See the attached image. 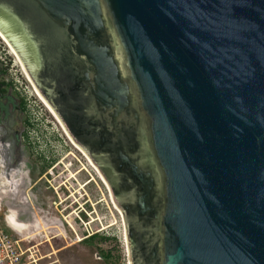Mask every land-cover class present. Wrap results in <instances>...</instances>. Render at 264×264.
Returning a JSON list of instances; mask_svg holds the SVG:
<instances>
[{"label":"water","instance_id":"water-1","mask_svg":"<svg viewBox=\"0 0 264 264\" xmlns=\"http://www.w3.org/2000/svg\"><path fill=\"white\" fill-rule=\"evenodd\" d=\"M0 35L91 160L156 158L159 233L136 257L127 231L129 264H264V0H0Z\"/></svg>","mask_w":264,"mask_h":264},{"label":"flooded vegetation","instance_id":"flooded-vegetation-1","mask_svg":"<svg viewBox=\"0 0 264 264\" xmlns=\"http://www.w3.org/2000/svg\"><path fill=\"white\" fill-rule=\"evenodd\" d=\"M82 120L88 122L90 118L83 117ZM28 123L24 100L20 97L8 74L7 65L5 66L0 61V178H3V181L0 180V201L7 204L0 206V220L4 222L8 218V223L12 226V232H9L14 235H27L24 238L28 239V244L34 247H37L34 241L40 236L42 241L38 245L46 248H52L50 240L55 243L65 242L69 239L68 230L73 232L77 243L89 244L97 237L105 235L102 234L105 228L101 226L92 231L89 227L91 232L86 230L87 236L80 238L69 221V214H74L72 219L74 224L82 225L90 220L91 223L97 220L100 225L99 218H93L90 214L97 216L94 208L97 206L98 210L103 208L105 212L112 215L111 198L113 197L112 190H114L115 198H118L117 201L123 210L122 212L119 209L121 219L117 214L120 221L122 220L121 225L123 224L122 237L124 238L125 232L127 235V231H130L135 240L133 255L136 257L143 255L139 253L143 241L147 242L159 233V224H154L155 215L158 214L157 209L152 211L155 208L153 200L156 199L159 203V198L154 197V187L160 181L154 155L134 145L112 152L109 144L103 147L96 146L82 137L80 140L83 144L88 143V149L94 162L76 146L96 168L103 183L78 150L75 151L85 160L88 168L75 154L70 156L74 163L72 160H69L68 165L64 163L68 154L71 153L69 152L64 159L53 166L52 169L57 168L52 172V169L50 171L48 169V166L53 163L52 160L46 158V161L42 162L40 156L33 154L30 143L25 138ZM85 124V122L77 123L78 127L74 126L76 128L73 131L74 134L82 133L80 130L85 127ZM94 134L98 139L99 135ZM83 166L85 170L78 172ZM54 173L55 178H53ZM69 174H73L74 178L70 179ZM73 186H77V189ZM127 188L130 190L128 191ZM99 195L102 199L96 201V196ZM141 198L144 199L147 211L143 215H140ZM137 220L145 225L151 222L156 228L153 233L149 229L141 233L139 227L133 226V222ZM65 249L66 247H62L56 253ZM53 254L49 253L45 257L50 258ZM124 257L128 264L129 256L126 246ZM106 258L107 256L101 254L97 260L104 261Z\"/></svg>","mask_w":264,"mask_h":264},{"label":"rangeland","instance_id":"rangeland-1","mask_svg":"<svg viewBox=\"0 0 264 264\" xmlns=\"http://www.w3.org/2000/svg\"><path fill=\"white\" fill-rule=\"evenodd\" d=\"M0 58L6 60L8 74L10 78H12L17 92L20 94V97L22 98V100H24L25 116L29 120L25 138L30 143L29 145L32 149L33 154L40 156L42 162H45L46 158L52 160L53 163L48 166L49 171L59 161L64 159L69 152H71L73 155L75 154L86 168H88L89 166L91 167L89 163V166L87 165L85 160L80 155L78 156V153L75 151L77 149L72 144H70L69 140H67V137L61 131L58 122L35 96L30 82L27 80L20 66L16 63V59L14 58V56H12V54H10L9 49L1 39ZM70 158V156H67L64 160V163L68 165L69 160H72V163H74L73 159ZM54 169H52V172H54ZM61 169H63L62 166ZM55 175L56 174L54 173L53 178L56 177ZM73 187L77 189V186ZM99 199H102L101 195L96 196L95 200L98 201ZM112 202L113 199L111 200L112 215H109L107 212H105L103 208L98 210L99 208L97 206H94L97 212V216L94 214L90 215L93 218H99L101 222L100 225L97 220H94V222L92 223L90 220L88 223L82 225L74 224L72 221V219L74 218V214H69V221L73 225L74 230L80 238H82L83 236H87L88 232H91L89 230V227L92 228V231L100 228L101 226L105 228V231H103L102 233L105 235L97 237L89 244L77 243L74 239L75 235L73 234V232H69V230V239H66L65 242L57 241L55 243L50 240L52 243V248H46L42 245H38L42 241V237H38L37 240L34 241V243L37 245V247L35 248V250H38L37 256L42 257L47 256L49 253H54L50 258L45 257L44 259H42L40 261V264H126L127 259L124 257L125 240L123 242L124 238L122 237L123 224L121 225V217L114 207L115 203ZM117 214L119 215L120 219ZM103 216L106 217L104 218ZM0 226L6 229L5 224L2 220H0ZM6 230L9 232L8 229ZM86 230L89 231L86 232ZM11 234L14 235L13 233ZM48 238H50V235H48ZM104 238H106L105 241L102 240ZM64 246L66 247L65 250L56 253L60 248ZM101 254L107 256L104 261L97 260L99 255Z\"/></svg>","mask_w":264,"mask_h":264},{"label":"built area","instance_id":"built-area-1","mask_svg":"<svg viewBox=\"0 0 264 264\" xmlns=\"http://www.w3.org/2000/svg\"><path fill=\"white\" fill-rule=\"evenodd\" d=\"M0 61L6 66V60ZM29 240L19 238L0 226V264H40L45 256H37L36 247Z\"/></svg>","mask_w":264,"mask_h":264},{"label":"bare ground","instance_id":"bare-ground-1","mask_svg":"<svg viewBox=\"0 0 264 264\" xmlns=\"http://www.w3.org/2000/svg\"><path fill=\"white\" fill-rule=\"evenodd\" d=\"M0 39L1 40H3V42L6 44V46H7V48L9 49V52H10V54H12V56H14V58L16 59V63L20 66V68H21V70H22V72H23V74L25 75V77L27 78V80L30 82V80L28 79V77H27V75H26V73H25V70H24V68H23V66H22V64L20 63V61H19V59H18V57H17V55L15 54V52L13 51V49L10 47V45L6 42V40L0 35ZM31 83V82H30ZM32 85V84H31ZM33 87V86H32ZM33 91H34V94H35V96L38 98V100L45 106V108L48 110V112L53 116V118L58 122V124H59V126H60V128H61V131L64 133V135L67 137V140H69V142H70V144H72L82 155H83V157L84 158H86V160L88 161V163L91 165V163H90V161H89V159L82 153V151L73 143V141L70 139V137L68 136V134L65 132V130L63 129V127H62V125L60 124V122L58 121V119L56 118V116L54 115V113L52 112V110L48 107V105L44 102V100L40 97V95L37 93V91L33 88ZM68 156H73V154L72 153H69L68 154ZM91 167L95 170V172H96V174L99 176V174H98V172H97V170H96V168L95 167H93L92 165H91ZM66 169V168H65ZM83 170H85V167L83 166V167H81V169L78 171V172H80V171H83ZM88 175H90V174H88ZM69 177H70V179H73L74 178V176H73V174H69ZM91 177V176H90ZM99 178H100V176H99ZM101 179V178H100ZM87 181V180H86ZM101 181H102V179H101ZM76 184H77V182H75ZM96 183V182H95ZM102 183H103V181H102ZM112 199H113V197H112ZM111 199V200H112ZM114 202V201H113ZM112 202V203H113ZM114 207L116 208V210H117V212H118V214L120 215V217H121V212L119 211V209L117 208V206H115L114 205ZM74 213V212H73ZM68 221V220H67ZM102 229H104L103 227H102ZM46 232V231H45ZM125 236H126V232H125ZM125 236H124V240H125V246L127 247V242H126V239H125ZM24 239H26V238H24ZM77 239V238H76ZM79 239V238H78ZM48 241V240H47ZM78 241H80V239L78 240ZM75 242V241H74ZM67 246V245H66ZM65 247V246H64ZM62 249V248H61ZM60 250V249H59ZM52 254V253H51ZM128 264H129V260H128Z\"/></svg>","mask_w":264,"mask_h":264},{"label":"trees","instance_id":"trees-1","mask_svg":"<svg viewBox=\"0 0 264 264\" xmlns=\"http://www.w3.org/2000/svg\"><path fill=\"white\" fill-rule=\"evenodd\" d=\"M103 241H105L106 240V238H104V239H102Z\"/></svg>","mask_w":264,"mask_h":264}]
</instances>
